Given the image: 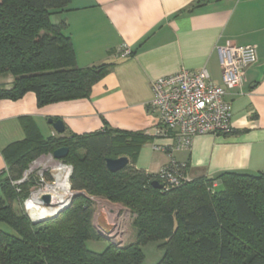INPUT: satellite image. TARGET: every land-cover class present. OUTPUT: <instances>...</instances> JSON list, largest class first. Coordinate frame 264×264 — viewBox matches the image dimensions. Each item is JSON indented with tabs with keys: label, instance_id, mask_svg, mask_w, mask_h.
<instances>
[{
	"label": "trees",
	"instance_id": "obj_1",
	"mask_svg": "<svg viewBox=\"0 0 264 264\" xmlns=\"http://www.w3.org/2000/svg\"><path fill=\"white\" fill-rule=\"evenodd\" d=\"M70 1L0 0V74L15 78L11 88H0V98L34 92L40 106L89 98L110 71L113 63L77 65L65 21L53 19ZM151 138L107 125L71 136L38 133L10 144L3 151L8 169L0 174V220L19 235L0 230V264H143V246L150 241H162L164 255L156 264H264V173L226 170L155 188L158 174L135 166ZM62 146L69 147L62 162L72 166L71 187L79 193L58 216L34 222L15 208L38 182L36 175L24 173L38 156ZM121 156L129 157V164L111 172L107 158ZM165 167L187 176L186 164ZM93 196L134 214L135 242L111 243L103 253L88 248V240L102 237L94 225Z\"/></svg>",
	"mask_w": 264,
	"mask_h": 264
},
{
	"label": "crops",
	"instance_id": "obj_2",
	"mask_svg": "<svg viewBox=\"0 0 264 264\" xmlns=\"http://www.w3.org/2000/svg\"><path fill=\"white\" fill-rule=\"evenodd\" d=\"M53 19L65 21L77 65H113L89 98L44 106L34 92L16 100L0 98V174L8 169L3 151L14 142L38 133L97 132L107 125L153 137L135 163L149 174L173 163L186 164L191 179L226 170L264 173V0H71ZM126 45L133 54L118 55ZM231 45L258 49L246 82L225 97L232 105L234 131L196 136L185 149L175 147L173 137L152 136L153 82L182 69L206 68L222 85L221 49ZM14 79L0 74V88H11ZM49 118L63 120L65 132L57 133Z\"/></svg>",
	"mask_w": 264,
	"mask_h": 264
},
{
	"label": "built area",
	"instance_id": "obj_3",
	"mask_svg": "<svg viewBox=\"0 0 264 264\" xmlns=\"http://www.w3.org/2000/svg\"><path fill=\"white\" fill-rule=\"evenodd\" d=\"M117 54L128 57L132 50L126 45ZM257 61V46L231 45L221 49L222 85L210 79L206 68L182 69L155 80L154 95L148 104L149 111L154 115L153 136L173 137L175 147L185 149L191 147L196 136L231 133L234 129L232 105L225 97L229 89L241 87L246 82L247 70ZM158 176L164 188L178 186L187 177L165 166ZM111 210L109 208L106 214L103 212L110 226L109 231L100 227L98 230L116 243L123 242L127 233L125 219L119 221L113 218ZM122 211V218L129 213L126 209Z\"/></svg>",
	"mask_w": 264,
	"mask_h": 264
},
{
	"label": "rangeland",
	"instance_id": "obj_4",
	"mask_svg": "<svg viewBox=\"0 0 264 264\" xmlns=\"http://www.w3.org/2000/svg\"><path fill=\"white\" fill-rule=\"evenodd\" d=\"M50 155L51 154H42L41 156H38L36 159H34L30 163L28 169L24 173V176L34 174L38 177L37 184L32 187L31 195L28 198L29 200L31 199L34 192H37L40 189H42L47 183H52L53 181H55V175L53 173L54 168L47 161V159ZM55 160L57 161L58 159H55ZM61 161H63V160H61ZM65 165L71 166L68 164H65ZM12 175H13V173H12ZM157 180H159V182H161L160 179H157ZM188 180H189V177H186V179H184L183 181L186 182ZM69 182H70V176H69ZM15 183H16V181L14 182V184ZM70 184H71V182H70ZM74 192L75 191L71 188V194H73ZM71 196L72 195H70V198H71ZM28 199L23 204L16 203L15 208H16L17 212H19V213L26 211L29 218L32 219L29 208L27 206V203L29 201ZM93 199L95 201V204H94V206H95L94 225H95L97 231L99 232V230H98V228H99L98 218L100 216H102L104 213L106 214V212L109 211L108 208H110V210L112 209L111 211L113 212L112 213L113 218H116L119 221L125 219L124 224L126 226L127 233L125 232V236L123 237V242H119V243H116L111 238L108 239L103 235L101 238L90 239L87 241L88 248L94 252L103 253L111 243L120 245L123 243L131 244V243L135 242L138 230H137V227L135 225H133L134 214L128 208H126L124 205H122L120 203H114V202L107 200L106 198L99 197V196H93ZM123 209L128 210L129 215L127 214L126 216H123V218H122L121 213L123 212L122 211ZM116 211L119 212L120 215L119 214L117 215ZM0 230H3L5 232H8V233L16 235V236L19 235V231L16 229V227H14L13 225H11L9 223L1 221V220H0ZM161 242L162 241H150L143 246V253H144V258H145L143 264H156L157 262L160 261V259L164 255V249L159 245Z\"/></svg>",
	"mask_w": 264,
	"mask_h": 264
},
{
	"label": "bare ground",
	"instance_id": "obj_5",
	"mask_svg": "<svg viewBox=\"0 0 264 264\" xmlns=\"http://www.w3.org/2000/svg\"><path fill=\"white\" fill-rule=\"evenodd\" d=\"M55 159L52 154L47 159L54 168L55 181L47 183L42 189L34 192L30 200L28 199L27 206L34 219L54 215L62 206L69 202L70 195H72V187L69 182L72 166H66L61 160L56 161ZM47 193L52 196V201L49 204H45L41 198L43 194Z\"/></svg>",
	"mask_w": 264,
	"mask_h": 264
},
{
	"label": "water",
	"instance_id": "obj_6",
	"mask_svg": "<svg viewBox=\"0 0 264 264\" xmlns=\"http://www.w3.org/2000/svg\"><path fill=\"white\" fill-rule=\"evenodd\" d=\"M49 122L53 125V127L55 128L57 133L63 134L65 132V123L63 122V120H61V119L54 120L53 118H49ZM68 153H69V147L62 146V147H59V148L55 149L53 151L52 155L54 156V158H56L58 160H63L68 155ZM129 162H130L129 157L121 156V157H118V158H107L106 165H107V168L111 172H117V171H120V170L124 169L129 164ZM72 170H73V168H71L70 174L72 173ZM152 185L155 188H159V189H163L164 188L163 184H161L159 182V180H157V179L152 181ZM77 193H79V192L75 191L72 194L69 202L66 203L64 206H62L54 215L48 216V217L45 216V217H42V218H39V219H34L32 217V219L34 220V222H39V221H43V220L58 216L61 212H63L66 208H68L71 205L72 200H73L74 196ZM41 198H42V201L45 204H49L52 201V196L50 194H48V193L47 194H43ZM98 224H99V227L103 231H109L110 226L106 223L105 214H103L102 216H100L98 218ZM106 238H108V237H106Z\"/></svg>",
	"mask_w": 264,
	"mask_h": 264
}]
</instances>
